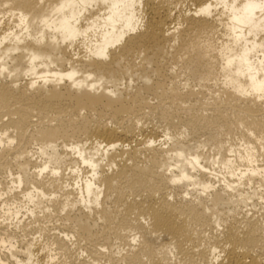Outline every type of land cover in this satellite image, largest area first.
Instances as JSON below:
<instances>
[{"label": "bare ground", "instance_id": "1", "mask_svg": "<svg viewBox=\"0 0 264 264\" xmlns=\"http://www.w3.org/2000/svg\"><path fill=\"white\" fill-rule=\"evenodd\" d=\"M0 171V264H65L16 239L54 215L62 254L113 232L121 264H264V0H0Z\"/></svg>", "mask_w": 264, "mask_h": 264}, {"label": "rangeland", "instance_id": "2", "mask_svg": "<svg viewBox=\"0 0 264 264\" xmlns=\"http://www.w3.org/2000/svg\"><path fill=\"white\" fill-rule=\"evenodd\" d=\"M192 8H193V6L188 4V3L178 4L177 7L174 8L173 13H174L175 19H176L175 22H177V20L179 22H182V24H180L178 26L176 25V26L178 27L179 31L185 30L184 32H182L183 33V38L185 39V41L196 39V40H199L200 43H201L203 41V39H204V35L205 34H202L200 32H195L193 30L187 31V29H185L186 25L184 24V22L181 20V17H180V15L189 12L190 10H192ZM216 41H219V40H216ZM213 43H215V36L213 38ZM170 54L172 55V57H169ZM179 54H182V52L177 50V49H172L171 53L167 52V54H165L166 58H164V59L167 60V63L164 66L165 69H166V79H168L169 81L176 82L177 85H178L179 90L182 91V92H184V91H186L188 89H189V91L190 90H197L199 88L198 86H199L200 82L196 78H192L191 76L187 75L188 71H185V67L187 66V64L178 60V55ZM139 61H140V58H136L135 60H132V64L130 65V67L132 69V74L138 75V73H139L138 69L140 67V64H139L140 62ZM147 66H149V65H147ZM169 70H171V71H169ZM187 76H188V79H187ZM138 80L139 79L136 80V77H135L134 84H137L138 82H140V80L139 81ZM185 82H186V84H184ZM218 83L219 82H217L215 84V86H218L217 85ZM205 84H206V87H209V86L213 85V83L211 81H206ZM130 88L131 87H128L127 89L130 90ZM201 89H203V88H201ZM204 91H205V89H204ZM200 95H202V94H200ZM204 95L207 98L210 97L207 94V92H205ZM202 101H205V100H202ZM156 102H158V101H156V99L153 100V103H156ZM185 104H187V103H185ZM161 118H163L162 120L166 122L165 117H160V119H159L158 116H155L156 120H154V117H153L151 120H148V122L150 123V121L152 122V120L155 121V122H152V124L157 125L159 130L160 129L163 130V128H164L163 126H165V125H163L162 128H160V126H158V125H162V123H163V121H161ZM5 119H6V117H3V120H5ZM32 119H35V117H32ZM145 123H147V122H145ZM163 124H165V123H163ZM190 133L191 132H187V131L185 132V134H184L185 140H191L192 138L196 139V137H198L197 139H201V138L204 139V135L206 134V133L203 134V132H201L199 134V131L197 133H195V134H192V133L190 134ZM177 136H178V134H175V132H173V131L170 132L169 137L175 138ZM170 142L171 141L169 140L168 143H170ZM212 142L213 141L207 142V144L204 145L201 148V151L206 156L215 154V152L213 150V146L214 145L212 144ZM234 143H237V141L235 140ZM157 144L158 143H156V145ZM166 145L167 144L163 145V147H167ZM142 155H143V152L141 153V156ZM124 157H127V156L124 155ZM12 169H14V167H12ZM206 177H208V176H206ZM0 182H1V184H0V192H2V191L4 192L5 189H6V186H5L6 185L5 184L6 180L4 179L3 171H0ZM215 186L216 187L218 186L217 182H215ZM3 188H5V189H3ZM246 209L242 207V210H246ZM253 209H258V207L253 208ZM0 214H1V212H0ZM21 219H22V221L24 223L26 221L28 222L30 217L22 215ZM61 222H62V220H61L60 216L56 217L55 215L51 216L50 218H43V219L41 218V220H39V218H38L35 222H33L31 224V226H28V227L24 228L25 230L24 229H19V228L17 229V231L15 230L16 239H17V241H19V244L27 242V241H33V240H39L40 243H46L47 242L49 247L47 248V250H45V249L43 250L42 256H44L47 253L48 249L51 248V249H49V251H50L49 253L53 254L52 256H55V258H56L54 263H58V262L60 263L61 262V263H65V264H72L74 262V264H85V263H88V264H91V263L92 264H121L117 260L119 254L115 253V250L118 248V246L121 247V245H120V243L118 241L119 239L117 240V237H115L113 232H109V233L107 232L108 235H111L110 237H106L108 235L105 233V234L102 235V236L105 235V238L104 237L102 238V236L101 237L99 236V238L97 240L98 243H99V241H101V244H103V245L105 244L104 246L106 247L105 250L102 249V248L100 249L101 252L103 250V254H104V251L106 253L104 255L102 253H100L101 257H100V255L98 256V254L95 253V251L93 250L95 248L94 244H92V243L88 244V242H85L84 240H78L76 246L72 249V251L70 253H67V254L63 253L62 254V252L60 253L58 250H55L56 248L51 246L50 242H51V240H53V237L56 236L62 230L61 229L62 225H60V224H62ZM12 226H10V227H12ZM40 229H44V230L41 231ZM111 233L114 236H112ZM136 235H138V234H136ZM113 237H115V238H113ZM108 239H109V241L105 242ZM103 240H105L104 243H102ZM158 242H161V241L158 240ZM116 243L118 244V246H117ZM107 244L109 245L108 248H107ZM116 246H117V248H116ZM121 248L123 250H126L128 248V245H124ZM166 249H169V247H166ZM92 250L94 251V253H93ZM174 254H176V253H174ZM174 254H170L171 259H172L171 261L174 264H176V263L178 264L179 261H180L181 256L177 255V254L174 255ZM107 255L108 256L112 255L113 257L115 256L114 258H115L116 261L115 262L114 261L113 262L109 261L107 259V258H109ZM94 256H96V257H94ZM106 256H107V258H104ZM172 256H173V258H172ZM98 257H100V258L98 259ZM46 259L47 258L43 259V264H45V260ZM92 259H96V262L93 260L94 261V263H93V261H91ZM47 264H49V263H47Z\"/></svg>", "mask_w": 264, "mask_h": 264}]
</instances>
